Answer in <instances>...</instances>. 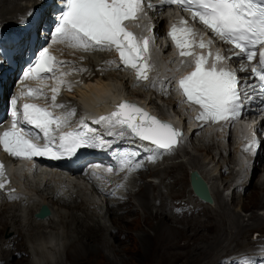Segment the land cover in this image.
Returning a JSON list of instances; mask_svg holds the SVG:
<instances>
[{
    "label": "snow or ice",
    "instance_id": "6c2138e0",
    "mask_svg": "<svg viewBox=\"0 0 264 264\" xmlns=\"http://www.w3.org/2000/svg\"><path fill=\"white\" fill-rule=\"evenodd\" d=\"M161 3H178L183 8L194 10L193 18L198 17L221 40L234 44L239 49L236 55L245 57L249 62L257 58L256 49L260 45L258 66L251 68V75L259 79L260 87L264 90V0H161ZM66 9L55 29L57 38L71 41L85 50L89 47H114L121 62L136 70L138 79H148L146 67L141 66L140 61L142 53L148 51L149 40L145 37L141 43L125 26L126 21L140 19L143 0H66ZM179 25L178 27L174 24L169 35L181 49L183 56L188 54L185 49L192 47L190 41L194 40L195 33L187 26L186 21H180ZM199 46L205 47L203 40ZM220 59L222 57L218 53L215 61ZM61 63L64 62L57 61L48 49H44L27 75L40 78L42 74L55 72ZM204 65L205 57L197 56L195 70L179 81L186 98L201 109L197 120L201 123L235 120L242 114L243 99L246 97L239 87L241 81L235 72L217 68L215 62L211 68ZM59 90V87L52 89L55 107H62L55 103ZM27 94L32 95L33 89H29ZM11 103L15 106L17 100L14 98ZM12 115L11 127L0 134V145L11 156L28 159L50 155L52 158H59L54 148L60 153L72 155L81 147L95 146L85 133L79 131L61 132L57 145L54 133L65 121L54 117L45 107L32 103L22 105L23 121L43 134L46 141L43 145L34 143L29 138L31 133L18 127L19 119L15 107ZM104 121L126 126L130 134L165 151L171 150L181 135L169 123L162 122L127 102L118 105L116 112L108 117H101L98 122ZM2 168L3 165L0 164V189L7 182Z\"/></svg>",
    "mask_w": 264,
    "mask_h": 264
},
{
    "label": "bare ground",
    "instance_id": "6f19581e",
    "mask_svg": "<svg viewBox=\"0 0 264 264\" xmlns=\"http://www.w3.org/2000/svg\"><path fill=\"white\" fill-rule=\"evenodd\" d=\"M24 1H25L24 3L25 7L18 6L19 4L16 3L15 0H11L10 2L7 0H0L1 3L2 2H4L5 4L12 3L14 5L12 7H9L10 6L9 5L8 7L4 8L3 11H0L1 15L7 14L10 15L11 18H14V21L10 23V25H18V21L20 20V17L26 14L27 12L31 11L33 6L28 10L25 9L27 8V4H29L30 1H34V0H30V1L24 0ZM43 1L44 0H38V4H37L38 11L36 14L37 23L43 22L49 15L48 13L49 6L47 7L42 6ZM58 12L59 10H57L56 13ZM155 13L150 14V19L154 21V23H156L155 32H159L160 31L159 17L156 16V18L153 19V15ZM90 48H91V52L83 51V48L79 47L78 51L70 53V51L65 49L63 46L61 45L58 46V49L63 56L70 57L71 60L76 62L73 66L74 69H76V73H79V75L81 73L80 77H76V76L71 77L72 88L69 91L70 93H65L66 96L64 98V101L65 102L67 101L66 103H71L72 104L70 106L71 108L76 106L78 109L82 107H91L95 105V103L100 104L108 99L115 98L118 94H122V95H126L125 97L130 99H139V100L142 99L144 101L147 100V104L150 105V107H152L157 114L161 116L164 115L166 116V113L163 114L160 112L161 108H159V106H157V103L155 102V98H159L160 100H163V95L161 94V90L149 89L146 91H142L140 87L133 88L131 80L125 77L123 72H121L119 66L115 65L114 63L106 62L108 58L112 59L110 54L113 53H109L106 48H98V47H90ZM162 53L163 54L168 53V45L163 46ZM114 55L116 54L114 53ZM167 58L168 55L165 57V59L163 58L162 60L159 59L157 61V65L160 66L163 75H167V73L172 68L171 63L166 62ZM165 67H167L168 69L165 70ZM50 75L51 74H44L42 78L47 81V77H49L48 81H51L52 79L50 78ZM8 77L9 76L7 75V78ZM2 80L3 78L0 76V81ZM1 86L4 87L5 83L1 84ZM152 95H154L155 97L153 98ZM167 101H168L167 104L169 106H172L173 108L177 106L175 97L174 98L171 97ZM221 138L226 139V142L228 143L227 148H223L224 153L226 150L228 155H230V153L234 151V149H232V140H230V135L229 134L225 135L223 131L216 134V136H211V137H207L204 131L202 132L199 131V133L195 131H191L189 137V142L192 144L193 149L196 152L197 151L203 152L205 154V157L203 159L204 161L202 163H199L198 156L196 154L189 153L190 161L193 164H191L190 167L188 166L189 169L188 171H192V170L197 171V173L208 184L212 196L214 195L213 194L214 192L210 181L211 178L209 177L211 176V174L209 170L205 168L206 166L204 165V162L207 161L208 163L212 161V157L210 158L211 155L210 149H212V145H214L215 142L217 143L218 146H220L219 142ZM198 140L202 142L203 145L200 142L199 144H196V141ZM193 141H195V143ZM263 142L261 143V145L263 144ZM217 148L218 151L220 148L219 147ZM132 149L139 154L137 159L140 160L146 159L147 157L146 153H142L136 148H132ZM179 151H177L176 157L174 158L172 157L173 159L180 157V155L184 153L183 149L182 150L180 149ZM221 156H222L221 151H219V156H218L219 158L218 157L217 158L221 159ZM228 159H230L231 161ZM257 159H258V155H256L251 162H246L248 166L250 165L249 172L247 171L246 168V176L249 173V178L253 170L257 168L256 167ZM233 161H235V158L232 157L227 158L226 161H224L223 163L221 162V164L218 163L217 160L216 162L218 163L217 173L219 174V177H221V179L225 173V171L223 170L224 166L227 167V169L229 170V173L227 175L228 177H230V175L233 174L236 175L234 173L235 168L230 166V164L233 163ZM182 164L183 163L181 162V160H177L173 162L172 161L169 162V160H167L162 165L156 166L155 168L152 169L151 172L147 173L148 174L147 176L149 177L146 179V181L138 183V180L142 179L144 174H141L140 176L134 178L132 184L130 185L131 187L123 194L122 200L117 203H115L116 202L115 200H113L112 203L107 202L106 199H103L102 197L96 195L93 189L87 186L77 176L74 177L75 180L73 179L68 180L57 175L42 173L40 171L33 173L26 172L23 174L21 173L20 175L15 174L14 177L17 180H19L20 184H22L23 187L26 189L24 190V193L26 194V197L24 198L25 203L23 205H19L17 202H7L3 199L0 200V225H2V230H3L2 237L0 240L2 241V244L5 243L12 244V246L16 247L15 250H18V247L24 244L21 240L18 241L19 236H23L29 239H34L37 235L47 234L45 230L46 228L44 227H49L50 229H55V227H58L60 229L62 226L64 229L61 228L62 230L57 231L56 235L54 233H51L54 237L53 248L56 249L58 253L63 252V254L67 255V253L70 252L71 249H75V247H77L76 245L77 243L81 244L80 240L82 239V237H84V234L88 233V230H95V232L93 233V235L95 236L98 234V231L101 232L100 234L105 233L106 226L108 224L106 225L105 223H101L100 219H105L106 222L110 221L111 225H115L116 223H120L121 220L123 222L122 216L124 214H129V213L133 214L135 212L138 213L136 209H138L140 212L138 213V215H142L144 217L143 218L144 223L147 222L149 223L152 219L157 220L155 227L156 230L163 225V222L166 224L167 228L168 227L170 229L174 228L173 224H169L166 221L168 217L166 209L164 210L161 209V213H158L156 209L153 213L151 207H154L155 204L160 206L164 205L165 207L163 201L165 198H163L159 204L155 203V200L159 198L158 197V194L160 193L159 187L164 183L163 181L168 175L170 174L172 175V173H174L175 170H178V173L174 176L175 177L174 182L179 181L180 179L181 181L185 180L187 174L185 175V177L183 176L182 167H181ZM10 169L12 172L15 171L14 166H11ZM242 169H243L242 166H240L239 170L241 171ZM203 172H205L206 175ZM162 175L164 176L162 177ZM153 177L159 178V181L156 183ZM224 179H225L224 182L226 183L227 178L225 177ZM142 189L143 190L146 189L147 191H150L151 195L153 194L152 201L149 196L148 197L145 196L149 198V201L152 204L151 206L150 203L144 197L143 198L138 197L141 195V194L139 195V193L140 191H142ZM233 189H235L234 193L236 194V186H234L232 190ZM259 189L262 190L261 184H259ZM216 192H218V190ZM131 197L134 198L136 203L131 202L132 200ZM173 199H179V198L176 197ZM212 203H214V198ZM41 204L47 205L50 209L51 214L49 217H46V219L43 220L35 219V217L33 218V214L36 212V210L39 208ZM224 205L226 206V204ZM258 205L264 208V202L261 201L260 204ZM209 206H211V204H209ZM121 210H124L123 214L118 213ZM190 211L191 213L195 214L198 211V209L191 207ZM24 213H27L29 215L27 216L26 219H27V224L30 228L29 232L31 233L25 232L22 230V228H20L22 227V223L24 222V220H22L23 219L22 216ZM178 216L179 214L176 215V218H172V219H174L175 222H186V223L189 222L188 220L182 221V219L178 218ZM233 216L235 222L234 225L232 224V226H234L233 228L242 227L240 231L241 234L239 236L242 237L243 235L246 234L245 231L248 230V227L246 226L247 224L240 223L239 216L236 213H234ZM250 216L257 223H261L262 221L261 217L257 215H250ZM97 222L99 224H96ZM66 223L68 224L66 225ZM63 224L66 226L64 227ZM94 224H96V228L91 227ZM15 225H17L18 228L15 227ZM112 227L115 226H109L108 228L109 232H107L108 234H106L109 237H114V235H112L110 231ZM240 232L236 230V234H239ZM238 238L236 242H238ZM61 239L63 241H61ZM67 240H69L71 243L69 244L70 247L68 249H65L66 248L65 244L68 243ZM101 243L106 245L105 240H101ZM181 246L184 247L185 243H183ZM44 248H48V246L47 245L34 246L33 249L29 251V253L32 254L33 256L34 255L37 256L38 261L36 260L33 261L27 258L24 259L26 260V263L49 264V259L44 253ZM60 248H62L61 252H60ZM0 252L4 253L5 255L4 257L2 256L1 259L6 260L5 264L8 263L9 261L7 258L12 254V249L1 247ZM42 258H44V260H41ZM20 259L22 260V258Z\"/></svg>",
    "mask_w": 264,
    "mask_h": 264
},
{
    "label": "rangeland",
    "instance_id": "374dc122",
    "mask_svg": "<svg viewBox=\"0 0 264 264\" xmlns=\"http://www.w3.org/2000/svg\"><path fill=\"white\" fill-rule=\"evenodd\" d=\"M7 1L10 2L11 0ZM15 2L19 4L18 6L25 7L24 0H15ZM30 2L27 4V8L25 10L30 9L35 2L38 4V0ZM2 3L0 2V11H3V9L9 5V7L14 6L12 3ZM156 16H158V14H155L153 18H156ZM13 21L14 18H11L10 15L0 14V24H10ZM165 22L166 21L164 18L159 17L161 28L164 27L163 25ZM152 97L154 98L155 96L152 95ZM169 99L170 96L164 97L163 100L155 98V102L157 103V106L161 108L160 112L163 114L166 113L169 108H172L167 104V100ZM230 140H232L233 143L232 137H230ZM193 142L195 143V141ZM199 142V140L196 141V144H199ZM200 143L202 144V142ZM219 143L220 146H218L215 142L214 145H212V149H210V158L212 157V161L208 163L207 161L204 162V165L206 166L205 168L209 170L211 174L209 177L211 178L210 181L214 192V203L211 206L203 205L201 213L196 216L197 218H183L182 221H189L187 223L175 222L174 219L168 215L166 221L169 224H173L174 228H167L166 224L163 222V225L157 230L155 228L157 220L152 219L151 221L149 220V223H144V217L142 215H138L140 212L136 208L135 209L138 211V213L135 212L133 214H124L122 216L123 222L121 220L120 223H116L115 225H111L110 221L106 222L105 219L99 218L101 223H105L106 225L108 224L106 226L105 233L100 234L101 232L98 231L96 237L93 235L95 230H88V233L84 234V237H82L80 240L81 244L77 243V247H75V249H71L70 252L67 251L68 253L66 252L67 255L63 254V252L58 253L53 248V242L50 238L51 233L56 235V232L61 231V228L63 227L61 226L60 229L58 227H55V229L44 227L46 228V235H37L34 239L19 236L18 241L21 240L24 244L18 247V250H15L16 247L12 248V254L7 258L9 262L6 264H27L26 260L24 259H27L28 257H21L22 260L16 259L17 257L14 256V253L17 251L22 252L24 249L23 251L28 254L31 250V247L36 244L48 246V248H44V253L49 258L50 264H215V262L217 264L218 257L221 254L247 251V249L244 248L247 244L249 236H252L253 232L256 231L264 232V208L258 205L261 201L264 202V142L261 145L260 152L258 153V159L256 161L257 168H255L252 174H250V178L248 174L249 181L246 182V188L242 194L239 192L235 194V189L232 190L234 186L241 182V178L246 176V171L244 172L245 167L243 168V171L241 170L242 172L239 170V165L236 164L237 159L230 164L231 167L235 168L234 173L237 176L233 174L228 177V173H224V176H222L221 179L217 173L218 163L221 164V162L223 163L227 158H235L236 156L234 152H231L230 155H228L225 150L224 153L223 148H227L228 145L226 139H220ZM217 147L220 148L218 151ZM233 148L234 147L232 145V149ZM183 150L184 153L181 154L180 157L169 160V162L181 160L183 163L181 166L182 174L184 177L186 174L187 176L183 181L180 179L179 181L174 182V176L178 173V170L174 171L175 174L172 173V175H168V177L165 179L168 184L164 185V187H159L160 195L158 194V197L160 200L165 198V196H169L171 199L176 197L191 198V191L188 181V166L190 167V165L193 163L190 161L189 157L191 153L196 154L198 156V162L202 163L204 161L203 159L205 154L201 151L196 152L190 142L185 145ZM219 151H221V159H218ZM217 160L218 163H216ZM203 173L206 175L205 172ZM147 175V173H144V176L142 179L138 180V183L146 181V179L149 177ZM163 176L164 175H162V177ZM225 177L227 178L226 183L224 182ZM259 184H261L262 190L259 189ZM169 185H171L170 189ZM217 190L218 192H216ZM139 195L140 196L137 194L138 197H144L150 203V206L152 205L149 201V198H147L149 196L151 201L153 199V194L151 195L150 191L142 189ZM156 201L157 200H155V202ZM131 202L136 203L134 198H132ZM224 204H226V206ZM154 207H151L153 213L156 209L158 213H161V209H165L164 205L160 206L155 204ZM123 212L124 210H121L118 213L123 214ZM234 213L239 216L240 223L247 224L246 226L248 227V230L245 231L246 234L242 237H239L242 227L233 228L234 226H232V224L234 225L235 222V219L233 218ZM250 215H257L261 217L263 222L261 221V223H257L253 218H251ZM27 216H29L27 213L23 214L22 220H24V222L22 223V227H20L25 232H29L30 230L27 224ZM67 224L68 223H66V225ZM96 224L99 223L97 222ZM96 224L92 225L91 227L96 228ZM66 225L63 224L64 227ZM109 226H115L110 229L114 237H109L106 235L108 234L107 232H109ZM15 227L18 228L17 225H15ZM236 230H238L240 233L236 234ZM2 231V225H0V239L2 237ZM237 238L238 242H236ZM101 240H105L106 245L102 244ZM67 242L68 243L65 249L70 247L69 244L71 242L69 240H67ZM183 243H185L184 247L181 246ZM5 246H7V244H2V241L0 240V248H4ZM2 256L4 257L5 255L4 253L0 252V257L2 258ZM33 260L38 261V257L36 256Z\"/></svg>",
    "mask_w": 264,
    "mask_h": 264
},
{
    "label": "water",
    "instance_id": "95a60500",
    "mask_svg": "<svg viewBox=\"0 0 264 264\" xmlns=\"http://www.w3.org/2000/svg\"><path fill=\"white\" fill-rule=\"evenodd\" d=\"M6 28H0V31H5ZM39 48L37 49V51ZM190 183L192 185L193 191L201 198L212 202V198L210 195L209 188L206 182L200 177V175L195 171L192 170L189 173ZM49 214V210L46 207H42L39 212H37L36 216L39 218H44Z\"/></svg>",
    "mask_w": 264,
    "mask_h": 264
}]
</instances>
